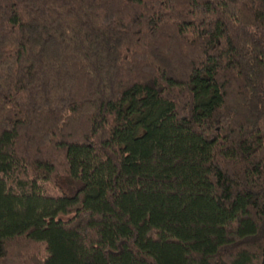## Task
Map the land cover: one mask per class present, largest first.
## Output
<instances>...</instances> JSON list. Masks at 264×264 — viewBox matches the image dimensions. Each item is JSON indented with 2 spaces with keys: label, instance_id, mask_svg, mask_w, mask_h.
<instances>
[{
  "label": "trees",
  "instance_id": "obj_1",
  "mask_svg": "<svg viewBox=\"0 0 264 264\" xmlns=\"http://www.w3.org/2000/svg\"><path fill=\"white\" fill-rule=\"evenodd\" d=\"M0 264H264V0H0Z\"/></svg>",
  "mask_w": 264,
  "mask_h": 264
}]
</instances>
